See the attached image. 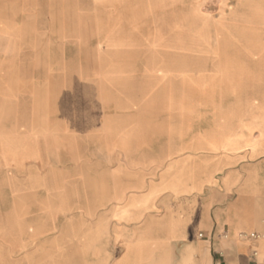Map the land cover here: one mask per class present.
Segmentation results:
<instances>
[{"label": "rangeland", "instance_id": "rangeland-1", "mask_svg": "<svg viewBox=\"0 0 264 264\" xmlns=\"http://www.w3.org/2000/svg\"><path fill=\"white\" fill-rule=\"evenodd\" d=\"M238 121L264 123V0H0V175L49 174L68 201L149 184L192 131L195 156L258 139L244 167L264 173ZM221 136L244 145L206 149Z\"/></svg>", "mask_w": 264, "mask_h": 264}, {"label": "crops", "instance_id": "crops-1", "mask_svg": "<svg viewBox=\"0 0 264 264\" xmlns=\"http://www.w3.org/2000/svg\"><path fill=\"white\" fill-rule=\"evenodd\" d=\"M254 123L238 126L264 136V123ZM190 134L176 138L183 152L159 181L113 174L101 189L81 190L74 200L50 188L49 174H1L0 183L12 184L0 185V264H254L250 255L264 253V240L238 236L264 233V173L257 162L249 174L244 167L258 157L260 141L249 144L243 135L250 149L212 158L193 154ZM232 143L221 136L206 149L244 145ZM2 155L16 156L7 149Z\"/></svg>", "mask_w": 264, "mask_h": 264}, {"label": "built area", "instance_id": "built-area-1", "mask_svg": "<svg viewBox=\"0 0 264 264\" xmlns=\"http://www.w3.org/2000/svg\"><path fill=\"white\" fill-rule=\"evenodd\" d=\"M239 239L242 241H250L251 243H258L261 239H264V233L263 234H240ZM223 239H226V234L222 235ZM252 261L254 264H264V253H259L258 250H253L250 255Z\"/></svg>", "mask_w": 264, "mask_h": 264}, {"label": "bare ground", "instance_id": "bare-ground-1", "mask_svg": "<svg viewBox=\"0 0 264 264\" xmlns=\"http://www.w3.org/2000/svg\"><path fill=\"white\" fill-rule=\"evenodd\" d=\"M261 240H264V239H261ZM261 240H260V241H261Z\"/></svg>", "mask_w": 264, "mask_h": 264}]
</instances>
